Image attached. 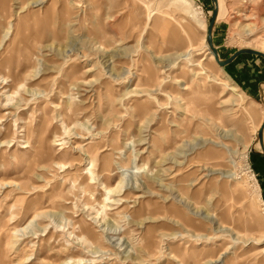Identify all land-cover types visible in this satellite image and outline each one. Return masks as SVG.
Masks as SVG:
<instances>
[{
	"label": "rangeland",
	"instance_id": "rangeland-1",
	"mask_svg": "<svg viewBox=\"0 0 264 264\" xmlns=\"http://www.w3.org/2000/svg\"><path fill=\"white\" fill-rule=\"evenodd\" d=\"M232 1L221 60L264 50ZM212 11L0 0V264H264V60H211Z\"/></svg>",
	"mask_w": 264,
	"mask_h": 264
},
{
	"label": "water",
	"instance_id": "water-1",
	"mask_svg": "<svg viewBox=\"0 0 264 264\" xmlns=\"http://www.w3.org/2000/svg\"><path fill=\"white\" fill-rule=\"evenodd\" d=\"M211 4L213 6V11H212L211 21L209 23L207 34H206V44L208 46L210 53L212 54V56L214 58L215 63L220 68H224V67L228 66L229 64H231L236 58H238L241 55H253V56H258V57H261L262 59H264V54L257 52V51H254V50H250V49L238 50L230 58H228L226 60L220 59L218 51H217V49L213 43V29H214V26L216 23L217 15H218L217 0H211ZM263 133H264V121L261 124V127L258 131V134H257V138H258V141L260 143L261 150H262L261 153L264 157Z\"/></svg>",
	"mask_w": 264,
	"mask_h": 264
},
{
	"label": "bare ground",
	"instance_id": "bare-ground-1",
	"mask_svg": "<svg viewBox=\"0 0 264 264\" xmlns=\"http://www.w3.org/2000/svg\"><path fill=\"white\" fill-rule=\"evenodd\" d=\"M176 1V0H175ZM184 1V0H183ZM224 0H217V9H218V15H217V19H216V21H218L219 19H221V17H222V8H221V4H222V2H223ZM230 1V0H229ZM234 1V0H233ZM232 1V2H233ZM185 3H187V2H185ZM191 11V10H190ZM240 11V10H239ZM192 12V11H191ZM191 12H189V13H191ZM238 12V11H237ZM238 13H240V12H238ZM237 16H241L240 14L239 15H237ZM194 17L195 16H192L191 15V18L192 19H194ZM205 44H206V37H205ZM206 47H207V52L209 53L208 55H209V58L211 59V60H213L214 61V58H213V56H212V54L210 53V51H209V49H208V46H207V44H206ZM242 50V49H241ZM250 50H254V51H257V52H260V53H262V54H264V50H263V48L261 47L260 49H251L250 48ZM220 55V54H219ZM260 58V57H259ZM264 60V59H263ZM215 62V61H214ZM263 123V122H262ZM261 127V126H260ZM260 129V128H259ZM259 131V130H258ZM258 131H257V134H258ZM27 136V138H29L28 137V135H26ZM62 141V140H61ZM8 143H9V141H8ZM26 143L27 144H29V142H28V139H27V141H26ZM256 143L259 145V149H260V152H262V150H261V147H260V143H259V141H258V138H257V141H256ZM263 143H264V133H263ZM40 152H42V150H40ZM122 183H123V186H124V182L122 181ZM145 184V183H144ZM127 186V185H126ZM125 186V187H126ZM117 189H119V190H123V189H125V188H122V186H121V183H119L118 185H117ZM105 192L107 193V195L108 194H110V193H112V190H110V189H108V188H105ZM119 193H121V192H119ZM108 197V196H107ZM106 200V199H105ZM124 200V201H123ZM123 200H121V201H123V203H125L126 201H125V198L123 197ZM107 202V201H106ZM118 204V203H117ZM123 205V204H122ZM128 215V214H127ZM133 215V214H132ZM39 216V215H38ZM38 216H36V217H38ZM125 217V216H124ZM128 217V216H127ZM131 217V216H130ZM131 219V218H130ZM114 226V225H113ZM118 227V226H117ZM70 261V260H69ZM69 262H68V260L65 262V264H68Z\"/></svg>",
	"mask_w": 264,
	"mask_h": 264
},
{
	"label": "crops",
	"instance_id": "crops-1",
	"mask_svg": "<svg viewBox=\"0 0 264 264\" xmlns=\"http://www.w3.org/2000/svg\"><path fill=\"white\" fill-rule=\"evenodd\" d=\"M237 59H238V58H236L232 63H234ZM232 63H231V64H232ZM231 64H229L228 66H230ZM228 66H226V67H228Z\"/></svg>",
	"mask_w": 264,
	"mask_h": 264
}]
</instances>
